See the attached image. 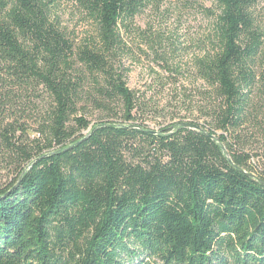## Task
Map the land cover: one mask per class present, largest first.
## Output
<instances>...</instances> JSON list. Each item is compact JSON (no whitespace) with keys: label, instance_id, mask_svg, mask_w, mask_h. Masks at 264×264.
<instances>
[{"label":"trees","instance_id":"trees-1","mask_svg":"<svg viewBox=\"0 0 264 264\" xmlns=\"http://www.w3.org/2000/svg\"><path fill=\"white\" fill-rule=\"evenodd\" d=\"M166 1L70 0L76 34L55 0H0V144L23 157L0 189V264H264V6L171 2L203 27L189 70L208 121L148 130L123 60L162 45L137 18ZM40 90L35 150L8 113Z\"/></svg>","mask_w":264,"mask_h":264},{"label":"rangeland","instance_id":"rangeland-1","mask_svg":"<svg viewBox=\"0 0 264 264\" xmlns=\"http://www.w3.org/2000/svg\"><path fill=\"white\" fill-rule=\"evenodd\" d=\"M172 1L167 0L160 10H147L137 18L141 30L150 36L162 38V45L153 50L143 44L133 46L135 52H139L137 49L144 52L140 53L136 62L123 60L124 66L129 70L128 88L134 90L146 102L147 107L141 117L148 130H159L160 127L177 129L188 125L203 126L208 121L205 104L200 95L204 85L189 70L191 58L200 54L198 45L203 27H200L196 9L182 8L181 14H176L170 9ZM260 4L264 6V0H260ZM54 9L68 29H76V34L82 33L87 27L84 25L85 21L78 18L70 0H55ZM159 54L162 55V60L156 59ZM166 66L176 68L177 73L167 70ZM44 98L45 94L40 90L38 97L34 95L31 99L25 98L24 111L8 113L16 116L17 124L23 128L22 133L15 134L18 136V144H32L35 150L38 145H42L43 140L39 137L37 128L43 117ZM88 118L93 123L98 115L94 114ZM2 147L0 144V189L8 188L17 178V170L23 158L19 149L17 153L10 154ZM252 150L253 154H256L252 157V163L257 165V171H261L264 169L261 164V160H264L262 151L258 144L253 145Z\"/></svg>","mask_w":264,"mask_h":264}]
</instances>
